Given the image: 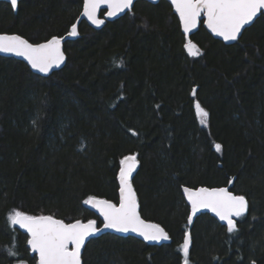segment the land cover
<instances>
[{"label": "trees", "instance_id": "obj_1", "mask_svg": "<svg viewBox=\"0 0 264 264\" xmlns=\"http://www.w3.org/2000/svg\"><path fill=\"white\" fill-rule=\"evenodd\" d=\"M82 1L21 0L16 13L0 1V33L33 43L62 36ZM188 40L200 56L188 55ZM64 49L66 64L46 76L0 55V264H35L27 233L7 221L13 209L101 224L83 201L117 202L130 154L140 214L170 240L104 232L86 242L82 264H182L187 231L188 264H264V17L226 44L202 24L186 38L166 0H138L100 29L81 21ZM182 186H228L248 211L233 233L209 213L189 224Z\"/></svg>", "mask_w": 264, "mask_h": 264}, {"label": "snow or ice", "instance_id": "obj_2", "mask_svg": "<svg viewBox=\"0 0 264 264\" xmlns=\"http://www.w3.org/2000/svg\"><path fill=\"white\" fill-rule=\"evenodd\" d=\"M134 0H83L82 12L92 25L100 27L105 20L100 18L103 10L107 18L117 17L126 10L130 11ZM11 7L17 8L18 0H10ZM171 5L179 16L183 33L187 35L198 27L203 16V24L211 33L221 37L224 41H237L245 29L258 17H264V0H171ZM78 35L77 24H72L69 37ZM62 37L53 36L43 43L33 44L18 34H0V53L22 57L32 69L48 74L53 68H58L65 61L62 50ZM184 48L188 55L196 57L201 50L195 43L188 40ZM192 95L195 97L196 89ZM196 115L199 123L207 127L209 113L195 102ZM135 135V133H133ZM216 152H221L222 145L214 144ZM139 161L135 154L124 156L120 160L119 203L107 199L89 196L83 204L90 206L103 218V229L115 232L137 233L144 241L160 242L169 240V234L157 223L146 222L141 218L136 192L131 183V177ZM231 184L232 181H229ZM183 193L191 205L192 215L188 216V223H192V216L201 209L214 213L220 221L226 222L228 233L237 230L234 217H243L248 211V201L244 195H236L227 187H199L196 189L184 187ZM7 221L13 227L19 225L26 230L30 238L27 245L37 257H33L35 264H82L81 250L90 237L95 236L102 229L97 227L93 219L82 222L77 219L66 223L52 215H30L13 209L7 216ZM191 237L186 232L183 243L179 247L184 257V264H188ZM10 256L16 257L15 247L8 249ZM18 264H26L19 260Z\"/></svg>", "mask_w": 264, "mask_h": 264}, {"label": "water", "instance_id": "obj_3", "mask_svg": "<svg viewBox=\"0 0 264 264\" xmlns=\"http://www.w3.org/2000/svg\"><path fill=\"white\" fill-rule=\"evenodd\" d=\"M0 1H3V2H7V3H9L10 4V6H11V3H10V0H0ZM21 0H18V5H19V2H20ZM136 1H138V0H134V2H133V5H134V3L136 2ZM145 1H148L149 3H157L159 0H145ZM169 4H170V6H171V8H172V12L176 15V17H177V19H178V22H179V25H180V29H181V31H182V33H183V29H182V26H181V24H180V21H179V16H178V14L175 12V9H174V7L171 5V0H166ZM18 5H17V8L16 9H13L12 7V10H13V12L14 13H16L17 12V10H18ZM82 6H83V1H82ZM133 7V6H132ZM82 12V7H81V11H80V13ZM128 12V10H126L124 13H121V14H119L117 17H113V18H107L105 15H104V12H103V10L101 11V13H100V18L101 19H104L105 21H113V20H115V19H118V18H120L121 16H123V15H125L126 13ZM80 13H79V15H78V17L76 18V20L74 21V23L75 24H77V29H78V25H79V23L81 22V21H85L90 27H92V28H94V29H100L102 26H100V27H96L95 25H92L91 24V22L90 21H88L85 17H82L81 15H80ZM203 19H204V17L202 16L201 17V23H200V25L202 24L203 25V27L211 34V36L212 37H214V38H216V39H219V40H221V41H223L224 43H226V44H231V43H233V42H235V41H224L221 37H217V36H215L213 33H211L210 32V30H208L207 28H206V26L203 24ZM257 19V18H256ZM255 19V20H256ZM254 20V21H255ZM254 21H253V23H254ZM73 23V24H74ZM252 23V24H253ZM251 24V25H252ZM200 25H198V27L196 28V29H194L192 32H190V33H188L187 35H185L184 33V35H185V37L186 38H189L193 33H195L197 30H198V28L200 27ZM251 25H247V26H245V29L247 28V27H249V26H251ZM244 29V30H245ZM70 30H71V27H70ZM70 30L67 32V33H65L64 35H62V36H58V35H54V36H57V37H62L63 39H62V45H61V47H62V50H63V52H64V54H65V61H64V63L63 64H61L58 68H53L49 73H51V72H53V71H55V70H59V69H61L65 64H66V61H67V55H66V53H65V49H64V42H65V40L66 39H72V38H74V37H69L68 36V33L70 32ZM244 30H242V33H243V31ZM242 33H241V35H242ZM0 34H17V33H0ZM19 35V34H18ZM240 35V36H241ZM21 36V35H20ZM23 37V36H22ZM51 37H53V36H51ZM51 37H49L48 39H50ZM240 38V37H239ZM26 39V38H25ZM48 39H46V40H48ZM46 40H44V41H41V42H37V43H33V42H31V41H29L30 43H33V44H38V43H43V42H45ZM0 55L1 56H4V57H13V58H15V59H17V60H20V61H22V62H24L28 67H29V69L33 72V73H35V74H37V75H40V76H46V75H48V74H43V73H40V72H38V71H36V70H34V69H32L31 68V66L27 63V61L26 60H24L22 57H17V56H15V55H11V54H5V53H0ZM131 155V154H130ZM126 156H128V155H126ZM119 170H120V167H119ZM135 172V171H134ZM134 172H133V174H132V177H133V175H134ZM118 175H119V172H118ZM132 177H131V183H132ZM118 184H119V180H118ZM133 186V185H132ZM184 187H188V188H192V189H196V188H199V187H207V186H199V187H189V186H182V193H183V188ZM221 187H227L228 188V190L229 191H231L230 189H229V187L228 186H221ZM209 188H217V187H209ZM133 189H134V187H133ZM134 191H135V189H134ZM232 192V191H231ZM183 196H184V199H185V201H186V203H187V205L189 206V215H192V210H191V205L188 203V201H187V198H186V196L184 195V193H183ZM98 198V197H97ZM99 199H105V198H99ZM108 200V199H107ZM138 200V199H137ZM111 201V200H110ZM113 202V201H112ZM114 203H119V190H118V201L117 202H114ZM139 204V203H138ZM89 208H90V206H88ZM91 210H93L98 216H99V213L98 212H96V210L95 209H92V208H90ZM140 212V211H139ZM201 213H209L211 216H213L221 225H224V226H226V222H223V221H220L219 220V218L214 214V213H212L211 211H209V210H207V209H201L200 211H198L195 215H193L192 216V221H194L195 220V218L199 215V214H201ZM141 215V214H140ZM102 220H103V218L101 217V216H99ZM55 218H57V217H55ZM141 218L142 219H144L142 216H141ZM57 219H60V218H57ZM233 219H235V217L233 218ZM79 220H81V219H79ZM146 222H150V223H156V222H153V221H149V220H146V219H144ZM75 221V220H74ZM74 221H71V222H74ZM82 222H87V220L86 221H83V220H81ZM66 223H70V222H66ZM158 224V223H157ZM16 227H18L19 229H21L20 227H19V225H16ZM97 227L98 228H101L102 229V231L101 232H98L95 236H99V235H101L102 233H104V232H111V233H114V234H117V235H120V236H133V237H136V238H138V239H140V240H142V241H144L143 240V237H141V236H139L137 233H133V232H128V233H121V232H115L114 230H111V229H103V224L101 223V224H97ZM22 231H24L25 233H27L26 232V230H24V229H21ZM166 231V230H165ZM187 233L190 235V233L187 231ZM28 235V234H27ZM28 238H30L29 236H28ZM91 238V237H90ZM170 240V239H169ZM169 240H167V241H160V242H151V241H144V242H146V243H148V244H151V245H161V244H164V243H168L169 242ZM87 242V241H86ZM86 244V243H85ZM28 246V245H27ZM28 248H29V250H30V252L32 253V254H35L36 255V258L38 259V257H37V254L36 253H33L32 251H31V249H30V246H28ZM190 248V247H189ZM83 249V248H82ZM81 254H82V250H81ZM82 261V260H81ZM182 264H184V262H182Z\"/></svg>", "mask_w": 264, "mask_h": 264}, {"label": "flooded vegetation", "instance_id": "obj_4", "mask_svg": "<svg viewBox=\"0 0 264 264\" xmlns=\"http://www.w3.org/2000/svg\"><path fill=\"white\" fill-rule=\"evenodd\" d=\"M20 3V2H19ZM9 4V3H8ZM10 5V4H9ZM19 6V5H18Z\"/></svg>", "mask_w": 264, "mask_h": 264}, {"label": "rangeland", "instance_id": "obj_5", "mask_svg": "<svg viewBox=\"0 0 264 264\" xmlns=\"http://www.w3.org/2000/svg\"><path fill=\"white\" fill-rule=\"evenodd\" d=\"M196 111V110H195Z\"/></svg>", "mask_w": 264, "mask_h": 264}]
</instances>
